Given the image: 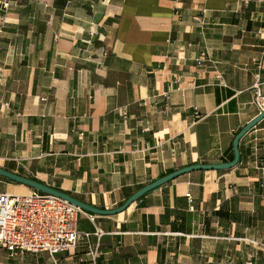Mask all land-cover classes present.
I'll use <instances>...</instances> for the list:
<instances>
[{"label":"crops","instance_id":"0c3cea01","mask_svg":"<svg viewBox=\"0 0 264 264\" xmlns=\"http://www.w3.org/2000/svg\"><path fill=\"white\" fill-rule=\"evenodd\" d=\"M9 4L0 8L6 172L113 211L172 171L230 163L235 136L259 115L264 0ZM239 153L234 169L187 172L120 214L81 215L79 232L91 236L74 252L0 250V264H264L240 241L264 243V121ZM30 192L0 179L1 194Z\"/></svg>","mask_w":264,"mask_h":264},{"label":"built area","instance_id":"2783aa9c","mask_svg":"<svg viewBox=\"0 0 264 264\" xmlns=\"http://www.w3.org/2000/svg\"><path fill=\"white\" fill-rule=\"evenodd\" d=\"M9 5V0H0L3 10H7ZM103 55L106 56L105 53ZM255 103L259 111L264 109V97L257 95ZM81 215L85 213L80 208L37 191L26 195L0 193V250L19 255L44 252L53 259L59 254L74 252L80 239L91 236L90 233L79 232ZM86 216L93 220L92 216ZM95 235L98 241L89 245L87 254L92 262L97 257L102 232L97 230ZM240 241L252 247L254 258L264 252L263 242L250 239Z\"/></svg>","mask_w":264,"mask_h":264},{"label":"water","instance_id":"95a60500","mask_svg":"<svg viewBox=\"0 0 264 264\" xmlns=\"http://www.w3.org/2000/svg\"><path fill=\"white\" fill-rule=\"evenodd\" d=\"M262 121H264V109L260 110L259 115L254 118L251 122H249L236 136L233 140V161L226 164H219V165H192L188 166L182 169H179L175 172L172 171L171 174L162 177L158 179V181H154L143 188H141L139 191H137L135 194L131 195V197L125 202V204L120 207L117 210L113 211H101L96 210L95 208L88 206L86 204H83L76 199L72 198L69 195L63 194L62 192H58L48 186H45L43 184H40L38 182L32 181L30 179L21 177L16 174H12L9 172H6L5 170L0 168V177L5 178L9 180L10 182L18 185H23L33 191H37L46 195H51L53 197L60 198L69 204L80 208L81 211H83L85 214H89L92 216H114L117 214H120L124 212L126 209H128L133 203L139 201L142 197L149 194L150 192L161 188L162 186L173 182V180L177 179L178 177L185 175L193 171H224L229 169H234V167L239 163L240 160V153H239V143L240 140L248 134L252 129H254L258 124H260Z\"/></svg>","mask_w":264,"mask_h":264},{"label":"trees","instance_id":"16d2710c","mask_svg":"<svg viewBox=\"0 0 264 264\" xmlns=\"http://www.w3.org/2000/svg\"><path fill=\"white\" fill-rule=\"evenodd\" d=\"M233 161V160H232ZM231 161V162H232ZM172 173V172H171ZM171 173H169V174H171ZM169 174H167V175H169ZM167 175H165V176H167ZM19 176H21V175H19ZM165 176H163V177H165ZM0 179L1 180H3L4 182H6V183H9V184H14V183H12V182H10L9 180H7V179H5V178H2V177H0ZM27 179H30V180H32V181H35V182H38V183H40L39 181H37L36 179H33V178H27ZM41 184V183H40ZM54 190H56V191H58V192H62L61 190H59V189H57V188H55ZM140 190V189H139ZM138 190V191H139ZM63 194H65V192H62ZM67 195V194H66ZM258 257H260V254H258L257 255Z\"/></svg>","mask_w":264,"mask_h":264},{"label":"rangeland","instance_id":"374dc122","mask_svg":"<svg viewBox=\"0 0 264 264\" xmlns=\"http://www.w3.org/2000/svg\"><path fill=\"white\" fill-rule=\"evenodd\" d=\"M31 190V189H30ZM31 191H33V190H31Z\"/></svg>","mask_w":264,"mask_h":264}]
</instances>
